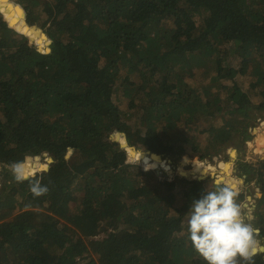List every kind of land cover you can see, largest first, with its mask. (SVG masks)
Listing matches in <instances>:
<instances>
[{"label":"trees","instance_id":"trees-1","mask_svg":"<svg viewBox=\"0 0 264 264\" xmlns=\"http://www.w3.org/2000/svg\"><path fill=\"white\" fill-rule=\"evenodd\" d=\"M2 4L11 17L0 6V165L24 150L74 152L42 175L50 189L42 197L27 181L0 176V264H206L187 238V212L216 183L197 191L131 159L90 102L94 85L60 72L12 22L22 10L39 35L48 28L83 55L111 92L105 108L133 127L138 151L181 157L203 134L211 159L247 129L249 113L264 111V0ZM240 167L260 188L252 213L264 235V159Z\"/></svg>","mask_w":264,"mask_h":264},{"label":"clouds","instance_id":"clouds-1","mask_svg":"<svg viewBox=\"0 0 264 264\" xmlns=\"http://www.w3.org/2000/svg\"><path fill=\"white\" fill-rule=\"evenodd\" d=\"M15 18L30 22L25 16ZM51 163V159L45 161L38 155H25L0 170L6 168L17 183L27 181L33 196L42 197L50 192L41 177ZM224 175L225 179L192 201L187 212V238L206 264H256L255 258L264 255V235L254 223L250 208L252 197L245 195L240 199L243 178H227L231 176V169H225ZM260 197L261 193L257 192L256 198Z\"/></svg>","mask_w":264,"mask_h":264},{"label":"rangeland","instance_id":"rangeland-1","mask_svg":"<svg viewBox=\"0 0 264 264\" xmlns=\"http://www.w3.org/2000/svg\"><path fill=\"white\" fill-rule=\"evenodd\" d=\"M0 6H1L2 12H6V13L8 12V10H6V8L4 7L3 4ZM7 17H8V19H10L11 16L9 13H7ZM18 18H22V17H18ZM16 19L17 18H15L14 21L12 22L13 24H17L16 21H18V20H16ZM48 30L49 29L47 28L45 31L40 32V35L37 37L35 35L33 36L29 32L28 27L26 28V31H24L22 33L26 34L27 37L29 38V41H30L29 45L39 44L41 49L45 48L46 52H48V47H47L48 45L45 42V39H46L45 37H46V35L48 36V34H49ZM31 36H33V37H31ZM187 50H188V48H187ZM94 71H95V69H94ZM91 85H94V87L98 86L97 88H99L101 86L100 89H97V90L101 94L105 93L104 100H102V102H101L102 104L110 99L111 92L110 91L106 92V88L104 87V85L101 82H99L98 84L91 83ZM261 104H264V102H262ZM123 110L124 111L127 110L125 106H123ZM262 114H264V111H262L260 109H259V111H252L251 113H249L250 117L252 118V122H250V125L255 128V132L250 137V143H252L253 145H254L255 141L260 137V135L264 134V119L261 117ZM112 116H114V119L111 118ZM106 118L108 120L107 132L114 135V138H115L114 140L119 142L121 147L123 146L122 148L126 149L128 152L130 149H132L136 153H138V152L142 153L143 155H145V159L142 160L144 165L152 166V169L160 168L161 170H164L165 173L167 175H169L171 178L176 177V175H178L182 178L184 177V178L190 180V177H191L190 174L192 175L193 171L196 168H200L202 171H207L208 175H210L211 178L216 181V180L220 179L221 177L226 178L224 175L225 170L221 169V164L223 163V164L228 165V169H231V176L229 178L230 179H239V178H243L241 176L242 172H241V167H240V165L242 163H246V162L256 163L259 158L264 159V153L257 154L251 148L252 146L249 145L250 143L249 144H247L245 142L241 143L239 140L240 135L231 144L228 145L229 148L227 150L220 153L219 158L213 157L210 159V158L205 157V159H204L203 156L206 154L205 153L206 148H205V142H204L205 136L202 134L200 136L198 135V141L196 143H191V147H190V145L188 146L191 149L188 151L187 154L180 157V156L176 155L174 152L167 150L164 153H162L161 155H158L160 157L161 161H163V163L159 164V163H155L154 161H153L154 163H152L151 157L149 156V154H152V153L138 151L136 145L134 144V140L131 137V132L133 131V127L131 125L124 124L123 118H120L119 115H117V114L112 115L111 112H110V116H108ZM115 123H118L120 128H121L119 130L120 132H118L120 138L116 136L117 131H115V128H114ZM248 125H249V122H248ZM127 127H131L132 129H129ZM121 134H123V135H121ZM126 137L132 138V142L130 143V147H128L129 143L126 140ZM199 149L202 150L203 154L199 153ZM22 154H23V156L29 155V153H27V151H25V150L22 152ZM38 156L45 161L51 159L52 163L63 160V159L58 160L56 153L49 155L48 153L43 152V154H38ZM2 167L3 166L0 165V168H2ZM169 167H170L171 171L167 169ZM4 174L6 176L11 175V173L9 171H7L6 168H4L3 170H0V176H2ZM241 190H243L244 192L246 191L251 195L252 202H251L250 208L253 212V210L256 208V205L258 204L257 201H259V199H261V197H262L261 196L259 199L256 198L257 192H260L259 186H256L254 183H252V184L251 183L250 184L245 183V178H244V184L241 186ZM255 203H256V205L253 208V205ZM252 216L254 218L253 213H252Z\"/></svg>","mask_w":264,"mask_h":264},{"label":"bare ground","instance_id":"bare-ground-1","mask_svg":"<svg viewBox=\"0 0 264 264\" xmlns=\"http://www.w3.org/2000/svg\"><path fill=\"white\" fill-rule=\"evenodd\" d=\"M24 31H26V29H24L23 32ZM45 42L48 45L47 47H48L49 52H51V54L54 57H56V63H57L59 68L66 70L69 73H72L77 78H81L83 81L88 82L90 84L91 83H94V84L99 83V78H98L97 74L95 73L93 67L86 62L83 55L78 54L77 52L72 51V50L62 46L60 43L55 44L54 40L51 39L49 36H47V38L45 39ZM97 87H95V98H94L93 103L95 106L98 107L100 112H102L106 117H108V116H110L111 111L109 112L105 108V106L101 103L102 100H104L105 93L101 94L97 90V89H100L101 86L99 88H97ZM106 92H109V90H106ZM111 113H112V115H115L113 112H111ZM111 118L114 119V116H112ZM114 128H115V131H117L116 136L119 137L118 132H120L119 130L121 129L119 124L115 123ZM254 132H255V128L252 127L251 125H248L247 129L243 133H241L239 136L240 142L241 143L245 142V143L249 144L250 143V137L252 136V134ZM27 141H29L31 143V145L34 146L36 139H34V137L32 135L31 136L27 135ZM127 142L130 143L131 141H127ZM249 145L252 146L251 148L257 154L264 153V134L260 135V137L255 141L254 145L252 143H250ZM49 149H51V148H49ZM73 152L74 151L72 149L58 150L56 152L57 159L61 160L64 157H70ZM129 154L133 159L135 158V159L140 160V161L145 159V155H143L142 153H139V152L136 153L132 149L129 150ZM154 159H155V162H157L159 164L163 163V161H161L159 156H154ZM167 169L170 170V167ZM221 169H223V170L228 169V165L222 163ZM190 176H191L190 180L192 183H194V185H196L197 191H199L200 188L210 186L212 183L218 184L222 179H225V178L221 177L220 179L215 181L211 178L210 175H208L207 171H202L200 168H196L193 171L192 175L190 174ZM227 178H229V177H227ZM198 184H199V186H200V184L202 186L199 187ZM241 191H242V195L240 197L241 200L244 199L245 195L251 196L248 192H246V191L244 192L243 190H241ZM250 206H251V204H250ZM255 259L256 260H262V259H264V255H258Z\"/></svg>","mask_w":264,"mask_h":264},{"label":"water","instance_id":"water-1","mask_svg":"<svg viewBox=\"0 0 264 264\" xmlns=\"http://www.w3.org/2000/svg\"><path fill=\"white\" fill-rule=\"evenodd\" d=\"M24 16H25L24 12H23L22 10H19V9H18V11H17V17H24ZM27 27L30 29L29 32H30L32 35H39V32L36 31V30L39 29V27H40L38 21H36V20H31L30 22L27 23L26 21H24L23 19H21V20L18 22V24H17V30H18L20 33H22L23 30L26 29ZM48 36H49L51 39L54 40L55 44L58 43L53 35L48 34ZM53 47H54V46H53ZM72 51H73V50H72ZM47 53L50 54L51 58H52L53 61H54V65H55V67H56L60 72H65V73L68 74V75H73L72 73H69L68 71L59 68L58 65H57V63H56V57H54V56L51 54V52H49V51H48ZM73 76H74V75H73ZM74 77L77 78L76 76H74ZM98 78H99V77H98ZM77 79H80L81 82H82L83 84L91 85L90 83L83 81L81 78H77ZM99 82H101L100 78H99ZM94 98H95V93H94L93 96L90 98V102H91L92 104H94V103H93V102H94ZM96 107H97V106H96ZM97 109H98V107H97ZM98 110H99V109H98ZM99 111H100V110H99ZM127 128L132 129L131 127H127ZM126 140L132 142V138H130V137H126ZM131 142H130V143H131ZM130 143H129V144H130ZM149 156L151 157V161H154V162H155L154 156H158V155L149 154ZM130 157H131V156H130ZM131 159H133V158L131 157ZM133 160H135V158H134ZM139 161H140V160H139ZM155 163H157V162H155Z\"/></svg>","mask_w":264,"mask_h":264},{"label":"crops","instance_id":"crops-1","mask_svg":"<svg viewBox=\"0 0 264 264\" xmlns=\"http://www.w3.org/2000/svg\"><path fill=\"white\" fill-rule=\"evenodd\" d=\"M256 203L253 205V208L255 207Z\"/></svg>","mask_w":264,"mask_h":264}]
</instances>
